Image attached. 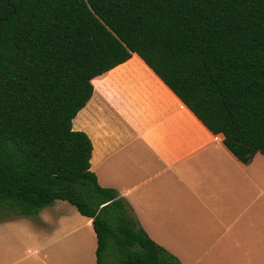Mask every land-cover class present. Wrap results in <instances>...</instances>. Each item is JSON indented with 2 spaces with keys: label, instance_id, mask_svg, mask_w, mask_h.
I'll use <instances>...</instances> for the list:
<instances>
[{
  "label": "trees",
  "instance_id": "trees-1",
  "mask_svg": "<svg viewBox=\"0 0 264 264\" xmlns=\"http://www.w3.org/2000/svg\"><path fill=\"white\" fill-rule=\"evenodd\" d=\"M134 54L240 160L264 152V0H0V213L67 200L93 219L98 264H182L99 183L73 125Z\"/></svg>",
  "mask_w": 264,
  "mask_h": 264
},
{
  "label": "crops",
  "instance_id": "crops-1",
  "mask_svg": "<svg viewBox=\"0 0 264 264\" xmlns=\"http://www.w3.org/2000/svg\"><path fill=\"white\" fill-rule=\"evenodd\" d=\"M73 125L99 183L182 264H264V152L240 160L138 55L94 80ZM97 247L93 219L67 200L0 217V264H98Z\"/></svg>",
  "mask_w": 264,
  "mask_h": 264
},
{
  "label": "rangeland",
  "instance_id": "rangeland-1",
  "mask_svg": "<svg viewBox=\"0 0 264 264\" xmlns=\"http://www.w3.org/2000/svg\"><path fill=\"white\" fill-rule=\"evenodd\" d=\"M11 216H14L13 213H0V217H11Z\"/></svg>",
  "mask_w": 264,
  "mask_h": 264
}]
</instances>
